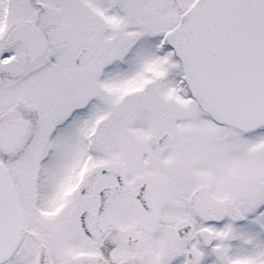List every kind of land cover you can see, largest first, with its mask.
Instances as JSON below:
<instances>
[{"label": "snow or ice", "instance_id": "6c2138e0", "mask_svg": "<svg viewBox=\"0 0 264 264\" xmlns=\"http://www.w3.org/2000/svg\"><path fill=\"white\" fill-rule=\"evenodd\" d=\"M0 264H264V0H0Z\"/></svg>", "mask_w": 264, "mask_h": 264}]
</instances>
